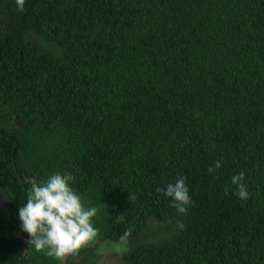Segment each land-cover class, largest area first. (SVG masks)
<instances>
[{
	"label": "trees",
	"instance_id": "obj_1",
	"mask_svg": "<svg viewBox=\"0 0 264 264\" xmlns=\"http://www.w3.org/2000/svg\"><path fill=\"white\" fill-rule=\"evenodd\" d=\"M53 172L98 209L65 264L130 227L124 264H264V0H0V186L20 231L0 219V264L61 263L18 211ZM181 176L185 216L156 191Z\"/></svg>",
	"mask_w": 264,
	"mask_h": 264
},
{
	"label": "clouds",
	"instance_id": "obj_2",
	"mask_svg": "<svg viewBox=\"0 0 264 264\" xmlns=\"http://www.w3.org/2000/svg\"><path fill=\"white\" fill-rule=\"evenodd\" d=\"M25 2L26 0H15L18 11H24ZM199 115L197 112V116ZM222 163V159L218 158L214 165L209 166L208 172L214 173L222 167ZM186 179L183 176L178 177L174 183H168L165 189L156 190L171 199L170 207L181 216L187 215L193 204ZM244 180L243 171L231 177L232 185L237 188L235 195L247 200L250 194ZM74 181L75 177L70 172H53L42 181L30 179L26 203L18 210L22 230L31 238L30 246L61 262L78 254L99 235V229L93 223L98 209L85 207L81 196L72 186ZM130 198L135 199V196ZM117 221H123V215ZM176 224L180 230L185 227L181 220H177ZM132 231L131 227L126 229L120 236V241L126 243Z\"/></svg>",
	"mask_w": 264,
	"mask_h": 264
},
{
	"label": "rangeland",
	"instance_id": "obj_3",
	"mask_svg": "<svg viewBox=\"0 0 264 264\" xmlns=\"http://www.w3.org/2000/svg\"><path fill=\"white\" fill-rule=\"evenodd\" d=\"M4 190H5V188L0 186V192H2V194H3V195L0 194V205L2 208L7 206V202L10 199V196L8 195V191L5 192ZM0 214H2L1 211H0ZM0 216L3 217L2 215H0ZM4 217L10 219L11 223L14 224L15 230L13 231V234L18 237L20 231H19V227L17 224L18 222L16 221V219H14L13 213L8 212V210H7V213ZM152 239L154 240L155 238L152 237ZM127 248H128L127 244L123 243V242L111 243V242H105L104 241V242H101V243L96 244V245L94 243L90 246V249H92V251H94L90 255V258H91L90 264H95L96 261H97L96 264H124L121 261L120 256L123 252L126 251ZM66 259L63 262H61L60 264H65ZM79 260H80V258L72 259V264H77L79 262Z\"/></svg>",
	"mask_w": 264,
	"mask_h": 264
},
{
	"label": "flooded vegetation",
	"instance_id": "obj_4",
	"mask_svg": "<svg viewBox=\"0 0 264 264\" xmlns=\"http://www.w3.org/2000/svg\"><path fill=\"white\" fill-rule=\"evenodd\" d=\"M0 194H2V192H0ZM3 195V194H2ZM7 210H8V212H11V213H13L12 212V209H11V207L9 206V203L7 202V206L6 207H1V205H0V211L2 212V214H0V215H2L3 217H1L0 216V219H4V220H7V221H9V222H11L10 221V219H8V218H5L4 216L6 215V213H7ZM4 213V214H3ZM7 233V234H6ZM7 235H9V232L8 231H6V230H1L0 231V237H2V238H5Z\"/></svg>",
	"mask_w": 264,
	"mask_h": 264
}]
</instances>
